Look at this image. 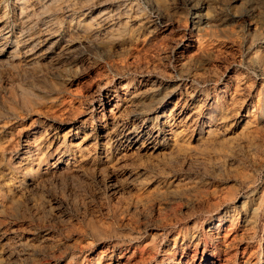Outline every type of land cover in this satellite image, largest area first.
<instances>
[{
    "label": "rangeland",
    "instance_id": "rangeland-1",
    "mask_svg": "<svg viewBox=\"0 0 264 264\" xmlns=\"http://www.w3.org/2000/svg\"><path fill=\"white\" fill-rule=\"evenodd\" d=\"M188 1L0 0V264H264V0Z\"/></svg>",
    "mask_w": 264,
    "mask_h": 264
},
{
    "label": "bare ground",
    "instance_id": "bare-ground-1",
    "mask_svg": "<svg viewBox=\"0 0 264 264\" xmlns=\"http://www.w3.org/2000/svg\"><path fill=\"white\" fill-rule=\"evenodd\" d=\"M188 2H190V4H192V6L193 7H198V4H197V2H196V0H189ZM111 9V8H110ZM110 11V10H109ZM114 12V11H113ZM82 19V18H81ZM101 19V18H100ZM106 19V18H105ZM111 20V19H110ZM104 21V20H103ZM112 21V20H111ZM110 22V21H109ZM1 21H0V38L2 37V36H4V35H6L7 33L9 34V31H6V27L4 26V25H1ZM111 27H112V25H111ZM9 29V28H8ZM45 30V29H44ZM48 30V29H47ZM7 34V35H8ZM83 34V33H82ZM10 35V34H9ZM14 36V35H13ZM26 36V35H25ZM30 36V35H29ZM24 37V36H23ZM22 38V37H21ZM33 38V37H32ZM92 38L93 37H87V39L89 40V41H92ZM5 39V38H4ZM24 39V38H23ZM29 40H31V39H29ZM94 40V39H93ZM26 41V40H25ZM36 42V41H35ZM59 42V41H58ZM19 43V42H18ZM27 43V42H26ZM28 44V43H27ZM22 45V44H21ZM18 46V45H17ZM62 48H63V46H62ZM13 53V52H12ZM14 55V54H13ZM193 79V78H192ZM233 85V83L231 82V81H226V82H224L223 83V85H222V89L220 90V92L222 93V92H226L227 91V89H229L231 86ZM123 86V85H122ZM121 87V86H120ZM152 87V86H151ZM147 88V87H146ZM117 89V88H116ZM125 89V88H124ZM123 91V90H122ZM125 92V91H124ZM219 92V93H220ZM102 94V93H101ZM118 94V93H117ZM131 94V93H130ZM140 95V92H134L133 93V95H129V94H127V97H125V100H126V104L127 103H129V104H131V106H134L135 107V109H138V103H137V100H138V96ZM166 95V94H165ZM122 96V95H121ZM168 96V95H167ZM109 98V97H108ZM230 101V100H229ZM231 106V105H230ZM124 107V106H123ZM127 107V106H126ZM227 108V107H226ZM201 109V108H200ZM217 107H213V111H217ZM212 111V110H211ZM115 112V111H114ZM126 113V112H125ZM115 114V113H114ZM123 114V113H122ZM209 114V113H208ZM123 115H125V114H123ZM162 115H164V113H162ZM112 117H115V116H113L112 115ZM129 117V116H128ZM183 117V116H182ZM233 117V116H232ZM119 119V118H118ZM121 119H122V117H121ZM117 120V119H116ZM123 120V119H122ZM180 120V119H179ZM207 121V120H206ZM135 122V121H134ZM180 122V121H179ZM218 122V121H217ZM222 122H223V120H222ZM84 123V122H83ZM119 124V123H118ZM93 125V124H92ZM139 125V124H138ZM175 125V124H174ZM181 125V124H180ZM123 126V125H122ZM82 127H86L85 126V124H82L81 126H79L78 128L80 129V128H82ZM90 127H91V125H90ZM150 127V126H149ZM148 127V128H149ZM183 127V126H182ZM147 128V129H148ZM175 128V127H174ZM77 132H78V130H77ZM76 132V133H77ZM207 132V131H206ZM141 133L143 134V133H145V130L143 129V127L141 126V127H138V128H131L128 132H127V137L132 141V142H134V141H136L137 140V138H139V136L141 135ZM212 134V133H211ZM247 134V133H246ZM249 134V133H248ZM77 135V134H76ZM123 135V134H122ZM148 135V134H147ZM250 135V134H249ZM252 135V134H251ZM218 137V136H217ZM118 138V137H117ZM152 138V137H151ZM33 139H34V137H33ZM36 139V138H35ZM55 138H53V140H54ZM215 140V139H214ZM118 141V140H117ZM35 142H36V140H35ZM42 142V141H41ZM215 142V141H214ZM52 143V142H51ZM79 143H81L80 141H78V142H76V146L77 147H79ZM120 143V142H119ZM146 144V143H145ZM39 144H35V146H38ZM132 145V144H131ZM44 146V145H43ZM40 147V146H39ZM36 148L37 149V151H36V153H39V151H40V148ZM33 148H35V147H33ZM80 148H81V146H80ZM43 150V149H42ZM41 153H42V151H41ZM36 155V154H35ZM79 156V155H78ZM25 157H27L28 158V156H25ZM38 157V156H37ZM37 159V158H36ZM69 162H70V160H69ZM29 168V167H28ZM219 225L220 224H217V226L216 227H219ZM213 229V228H212ZM209 232V231H208ZM216 232V231H215ZM212 233H213V230H212ZM229 240V239H228ZM173 254H175L174 252H172V254L170 255V258H169V262L171 263L172 262V264H176V259H174L173 258ZM179 260V259H178ZM200 264H207V263H200ZM211 264H215V262L213 261V262H211Z\"/></svg>",
    "mask_w": 264,
    "mask_h": 264
}]
</instances>
